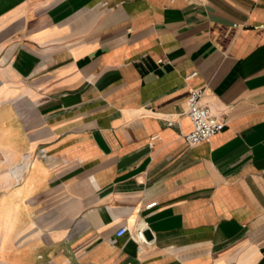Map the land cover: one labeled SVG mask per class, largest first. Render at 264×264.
Instances as JSON below:
<instances>
[{"label": "crops", "instance_id": "obj_1", "mask_svg": "<svg viewBox=\"0 0 264 264\" xmlns=\"http://www.w3.org/2000/svg\"><path fill=\"white\" fill-rule=\"evenodd\" d=\"M110 262L264 264V0H0V264Z\"/></svg>", "mask_w": 264, "mask_h": 264}, {"label": "built area", "instance_id": "obj_2", "mask_svg": "<svg viewBox=\"0 0 264 264\" xmlns=\"http://www.w3.org/2000/svg\"><path fill=\"white\" fill-rule=\"evenodd\" d=\"M205 93L204 87H198L191 89L190 95L187 100L188 109L184 113L187 117L190 118L192 123V130L186 134L184 137L189 145H199L203 142L209 141L217 134L221 133L225 128V122L212 114L211 108L202 103V98ZM175 121L168 120L167 124L169 126L175 125ZM157 205V202H153L147 205V208H152ZM146 226L138 227L136 230L131 232V230L125 226L121 227L116 235L121 237L127 233H130L133 239L147 241L144 236V231ZM106 264H117L115 262H110ZM124 264H133L127 262Z\"/></svg>", "mask_w": 264, "mask_h": 264}]
</instances>
